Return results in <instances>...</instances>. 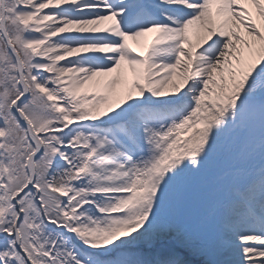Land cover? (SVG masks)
Listing matches in <instances>:
<instances>
[{
    "label": "snow or ice",
    "instance_id": "6c2138e0",
    "mask_svg": "<svg viewBox=\"0 0 264 264\" xmlns=\"http://www.w3.org/2000/svg\"><path fill=\"white\" fill-rule=\"evenodd\" d=\"M0 264H264V0H0Z\"/></svg>",
    "mask_w": 264,
    "mask_h": 264
}]
</instances>
